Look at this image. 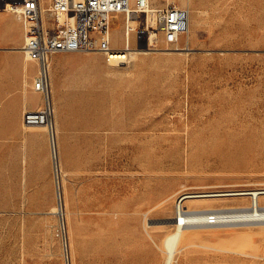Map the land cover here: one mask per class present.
Segmentation results:
<instances>
[{
	"label": "rangeland",
	"instance_id": "1",
	"mask_svg": "<svg viewBox=\"0 0 264 264\" xmlns=\"http://www.w3.org/2000/svg\"><path fill=\"white\" fill-rule=\"evenodd\" d=\"M189 7L190 32L180 44L188 50L159 42L121 66L98 52L51 59L58 172L47 128L33 127L45 132L51 178L31 202L24 166L40 144L24 129L15 135L14 120L7 135L0 129V264H163L160 246L186 192L264 188V0H191ZM7 27L17 36L13 19L0 15V48ZM111 29L123 48V16ZM145 40L134 32L131 48ZM0 54L22 67L17 53ZM27 72L36 73L34 63ZM59 195L66 247L54 211ZM159 195L162 205L151 201ZM251 201L222 195L192 208L216 215ZM234 225L193 228L177 264H264V224Z\"/></svg>",
	"mask_w": 264,
	"mask_h": 264
},
{
	"label": "built area",
	"instance_id": "2",
	"mask_svg": "<svg viewBox=\"0 0 264 264\" xmlns=\"http://www.w3.org/2000/svg\"><path fill=\"white\" fill-rule=\"evenodd\" d=\"M0 11L13 14L21 21L24 31L22 52L26 61L38 64L33 89L42 95V106L24 113L26 126H45L54 146L55 109L51 86V59L59 53H90L103 55L110 66L129 61L131 37L143 33L151 48L159 42L166 50L188 48L180 46L190 32L191 10L182 0H0ZM124 19L123 48L113 43L112 22ZM130 41V43H129ZM54 167H58L52 149ZM177 203V211L183 209ZM180 213V212H179ZM207 225H215L214 214L208 215ZM65 239V227L61 226ZM65 247L66 239H65Z\"/></svg>",
	"mask_w": 264,
	"mask_h": 264
},
{
	"label": "crops",
	"instance_id": "3",
	"mask_svg": "<svg viewBox=\"0 0 264 264\" xmlns=\"http://www.w3.org/2000/svg\"><path fill=\"white\" fill-rule=\"evenodd\" d=\"M0 15L11 17L16 23L18 31L17 36L13 35L10 33L11 27H7L6 30L8 34L4 38L6 42L4 44L5 47L0 48V53L9 55L17 53L19 59L22 61L21 67L15 65L9 58L1 56L0 54V129L3 136L7 135L6 132L9 128L8 122L14 120L17 122L15 135H22L21 132L24 129L26 133L25 137H27L31 143L38 142L40 144L39 152L38 150H32L28 153L29 157L25 160L26 163L24 166L23 183L26 186V192L24 191V194L26 197L27 193L28 199L32 202L37 200V196L40 193V186L51 178L48 162L49 148L45 132L41 129L33 128L38 126H26L23 119L26 111H34L42 106L41 93L35 90L28 91L27 89L28 86L32 85L38 74V64L35 61H26L24 58V54L21 50L24 43V31L21 21L8 12L0 11ZM29 63H34L36 66V73L33 76H30L27 72V64ZM102 69H104V65ZM39 94L41 95V99ZM39 154L41 160L38 159ZM1 193H3V190H1ZM33 207L37 210H42L39 204L33 205Z\"/></svg>",
	"mask_w": 264,
	"mask_h": 264
},
{
	"label": "bare ground",
	"instance_id": "4",
	"mask_svg": "<svg viewBox=\"0 0 264 264\" xmlns=\"http://www.w3.org/2000/svg\"><path fill=\"white\" fill-rule=\"evenodd\" d=\"M182 2H183V5L188 6V5H190L191 0H182ZM113 23H114V21L112 22V24ZM113 28H114V26H113ZM142 37L143 36L141 34V37L137 39V44L141 43V41L143 39ZM140 39H141V41H139ZM129 43H130V41H129ZM188 49H190V48H184V49H181L178 51L182 52V51L188 50ZM154 50L156 51V49L151 48L150 44L147 43V41L145 40V44H144L143 48H140L138 46L136 48H131V50L128 51L127 57L129 58V62H130L131 60H134V59L136 60L137 55H139L141 53H145V54L150 53ZM94 64H96V63H94ZM102 68H103V66H102ZM94 69H97V68L94 67ZM24 77H25V75H24ZM57 126L58 125L55 124V129H54V133H53V135H54V146H52V149L54 147L55 150H57V147H58L57 138H56V132L58 131ZM189 130H190V135H189L190 138H189L188 142L192 143V142H194V138L196 139V137L193 136L192 126L190 127ZM227 137H229V135ZM231 138H232V136H231ZM50 140H52L51 137H50ZM236 154H238V152ZM247 154H248V152H247ZM247 154H245V155H247ZM56 172H58V167L56 168ZM222 195H233V196L249 195L251 200H252L251 201L252 203H251L250 207H245V206L231 207L226 212H221V213L218 212L216 215L214 214V217L216 220L215 225H219V226L221 225L220 227H222L223 225L228 226V224H235V225L237 224V226H240V224L243 225L246 223L249 225L264 224V205L260 204L261 195H263V197H264V188L250 189V190L235 189V190H229L226 192H221V191L186 192L180 198L183 200L178 204L179 207H183L184 211L182 209L178 210V215L176 216V218L174 220L175 229L173 231H171L170 233H168L164 237V239L162 240L161 246H160L162 249V252H163V258H164L163 264H177L179 257H180L179 254L184 253L185 249L189 245L192 244V243L190 244V239L196 235V232L194 231L196 229H193V228H195V227L199 228L197 226H200V228H201V226L204 227L207 225L206 223L208 221V216H207L208 214L206 215V213L203 210H195L197 207L192 208V206H199L202 204L204 205V204H206L205 201L209 200V198L216 197V196H222ZM166 200L167 199H164L161 195H159L157 197H154L151 201L152 202L157 201L159 205H162L163 202ZM178 202H179V200H178ZM184 203H185V205H184ZM148 205H149V203H148ZM204 206H206V205H204ZM204 210H211V209L205 208ZM54 211L57 212L60 216L64 215L65 207H64V200H63L62 195H59L58 206H56ZM61 219L63 221L62 225H63V227H65L64 218L62 217ZM219 226L217 228H219ZM208 228H211V225ZM184 254L186 255V253H184Z\"/></svg>",
	"mask_w": 264,
	"mask_h": 264
}]
</instances>
